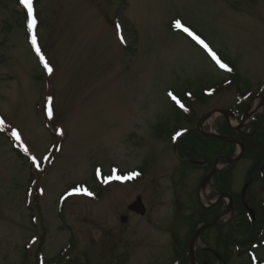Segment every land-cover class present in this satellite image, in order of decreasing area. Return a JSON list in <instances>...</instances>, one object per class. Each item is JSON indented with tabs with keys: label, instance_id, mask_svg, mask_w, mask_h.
<instances>
[{
	"label": "rangeland",
	"instance_id": "1",
	"mask_svg": "<svg viewBox=\"0 0 264 264\" xmlns=\"http://www.w3.org/2000/svg\"><path fill=\"white\" fill-rule=\"evenodd\" d=\"M32 7L34 29L22 0H0V264H171L176 245L182 250L196 229L204 173L184 166L180 174L183 150L169 132L197 135L200 143L182 139L209 160L225 149L201 139V131H225L217 111L237 101L246 113L262 102L264 0H32ZM186 95L189 120L171 105ZM262 107L244 127L242 116L229 119L251 137L240 138L247 153L225 177L237 202L247 185L245 204L255 214L264 203ZM203 188L204 196L214 191ZM137 197L147 206L142 218L128 209ZM248 222L239 207L200 246L218 252L221 264H264V243L239 245Z\"/></svg>",
	"mask_w": 264,
	"mask_h": 264
},
{
	"label": "flooded vegetation",
	"instance_id": "2",
	"mask_svg": "<svg viewBox=\"0 0 264 264\" xmlns=\"http://www.w3.org/2000/svg\"><path fill=\"white\" fill-rule=\"evenodd\" d=\"M237 107H238V104H237V101H236V103H235V105H233V107H231L229 110H226L228 112L227 113L228 119H229V117L233 118L234 116H236ZM219 110H221V109H219ZM224 122L229 126V122H228V120H225V118H224ZM241 131L240 132L234 131V133H231L229 137L231 139H236L238 133H239V135H241L243 137L250 136V134H247V133L241 132ZM219 142L222 143L223 145L224 144H226L228 146L232 145L229 141L219 140ZM229 149H230V147H228V149L224 150L221 154L214 156L213 157L214 159L212 158V159H209V160L205 159V155L204 154H196V155L192 154V158L191 159H190V157L180 156V154H177V156L179 157V160H180L179 163L181 164V169H182L180 174L182 173V171L184 169V166H191L192 168H195L197 170L203 171V173H204L203 176L205 177L208 174V172L213 170V168L215 167L216 161L218 159H220L221 157L228 156V153L231 152ZM201 151L199 150L197 153H199ZM234 166L235 165L233 164V167ZM231 167H232V165H231ZM227 170H229V168L225 169V171H227ZM218 173L219 172H217L215 175H213V177L211 178V180L209 182V187L214 189V191L208 193L209 195H212L213 193H218V194L221 193V191H217L215 183H214L216 181V176L218 175ZM196 191H197L196 192L197 193V202H198L197 209L199 210V215H198L199 218H197L194 221H192L193 227H192L191 232L193 231L194 228H197V225L200 226V225H204V224L207 223L205 221L206 216H209L208 221H214L217 218L221 217V215L223 214L225 208L227 207V203L226 202H218V203H215L214 206L206 207L204 204L200 203V200H199V198H200L199 197V192H200L199 186L196 188ZM226 193H229V191H227ZM229 194L232 195L231 193H229ZM236 202H237L236 198L233 197L232 211L236 210L237 208H239V205ZM142 203L147 208V206H146V204L144 203L143 200H142ZM242 203H244V207L247 209L248 207L245 204V202H242ZM257 215L258 214H256V217H257ZM137 216L140 217V215H137ZM142 217H144V216H141L140 218H142ZM140 222H143V220H141ZM208 230H206L205 232H203L199 236L197 242L195 243V246H193L194 247V252H193V256L192 257L197 262V264H221V256H220V254L218 252H216L214 249L212 250V249H208L206 247H201L200 246V242L203 241L202 238H203V236H205V233ZM196 231H197V229H194L193 234ZM146 234H147V232H146ZM137 238H142V237L139 236ZM154 246L155 245L153 244V247ZM174 246H175V244L173 245V247ZM178 246H179V250L173 252L174 260L171 262V264H191V259H190L191 241L187 242V245H184L182 250L180 248V243H179V245L177 244L175 248L178 249ZM187 255H188V257H187Z\"/></svg>",
	"mask_w": 264,
	"mask_h": 264
},
{
	"label": "trees",
	"instance_id": "3",
	"mask_svg": "<svg viewBox=\"0 0 264 264\" xmlns=\"http://www.w3.org/2000/svg\"><path fill=\"white\" fill-rule=\"evenodd\" d=\"M15 1L18 2L19 0H15ZM24 18L26 19V17H24ZM189 99H191V97L186 95V98L183 100L184 102L181 104V106H178V105H176L174 103L171 104L172 105V108L174 107V109L176 111H178L180 113V115L183 114L184 116L187 117V119H188V117H190L189 115H192V113H193L192 110H191V108H190V103H189L190 100ZM243 108H241V112H240L241 115H243L244 114L243 112L245 111V109H243ZM178 128H179V126H178ZM174 130L175 129H173L169 133H172V135H173V134H175L176 132H179V131L180 132H183L184 131V128H179V130L177 129L173 133ZM224 130L225 131H223V134L230 135L232 133V129L230 130L227 127ZM187 134L188 133H185V135L183 137H185ZM183 137L179 138L178 141L175 142V143H176V145L179 143L180 146H181V149L183 150L182 152L180 151V156L190 157V155L192 156V154H191V152L189 153V146H187L188 144H186L185 138L182 139ZM187 137L189 138V141H191V142L200 143L199 142L200 139L194 133L188 134ZM250 137L251 136H248L247 138H250ZM239 138H243V137L240 135ZM201 139L203 141H207L208 140L205 137H201ZM212 139L214 140V138H212ZM202 144H203V142H202ZM219 144L223 145L220 142H219ZM197 146H200V145L198 144ZM223 146L225 147L224 150H226V149H228V147H230L229 150L231 152L228 153V155H231L232 154L233 146L232 145L231 146H228L226 144H224ZM244 147H245V150H246L247 149V145H244ZM194 149L195 148H193L192 150L194 151ZM219 154H221V153H219ZM227 174H228L227 172L223 171L222 173H218V175L216 177V179H217L216 180L217 181L216 183H218V184L220 183L221 184V190H223V192L227 190L228 179H229V178L228 179L225 178V177L228 176ZM225 182L227 184L226 186H225ZM237 203L239 204L241 214L243 215L244 218L247 217V219L249 221L247 223V227H246V232L248 234V237L245 240L243 239L242 243H240L239 245H240V247L243 246V248H245L243 250L250 251L249 248L255 247V246L259 245V243H261L262 241H264V203H263L262 210L257 215L256 222H252V219L250 218L249 214L247 213V210L244 208L243 204L241 203V200L239 202H237ZM205 221H208V220H205ZM246 251H241V254L240 255L246 253Z\"/></svg>",
	"mask_w": 264,
	"mask_h": 264
},
{
	"label": "water",
	"instance_id": "4",
	"mask_svg": "<svg viewBox=\"0 0 264 264\" xmlns=\"http://www.w3.org/2000/svg\"><path fill=\"white\" fill-rule=\"evenodd\" d=\"M210 116H211V115H210ZM210 116H207V117L205 118V120H206L207 118H210ZM250 116H251V115H250ZM248 117H249V115H248ZM216 137L219 138V139H221V140H225V138H223V137H220V136H216ZM233 142L236 143V144H238V145L241 147V153H240V155H239L238 157L233 158V159H232V158H223V160H225L228 164H232V163H234V162L240 160V159L242 158V156H243V153H244L243 146L241 145V143H240V142H237V141H233ZM217 168H218V164H216V166L214 167L213 171H212V172H211V173H210V174L204 179V181H203V185H206V184L208 183V181L211 179V177L213 176V174L217 171ZM225 198H228L229 201H230V205H229V208H228V210H227L228 212H230L231 209H232V198H231L230 195H227V194H221V195L219 196V198H218V202L221 201L222 199H225ZM129 210L135 212L136 214H139L140 216H141V215H145V213H146V209H145L144 205L142 204L140 198H137V200H136V201L130 206ZM250 213H251V212H250ZM251 215H252V217L254 218L253 213H251ZM126 221H127L126 218H123V219H122V222H126ZM218 221H219V220H216V221L213 222V223H210V224L204 225V227H202L201 229H199V230L196 232V234L194 235L193 240H192V243L195 242V240L197 239V237L199 236V234H200L201 232H203L204 230H206L207 228H209L211 225H215V224H217Z\"/></svg>",
	"mask_w": 264,
	"mask_h": 264
},
{
	"label": "snow or ice",
	"instance_id": "5",
	"mask_svg": "<svg viewBox=\"0 0 264 264\" xmlns=\"http://www.w3.org/2000/svg\"><path fill=\"white\" fill-rule=\"evenodd\" d=\"M22 2L26 5V7H27V9H28V13H29V15L32 17L31 22H30V24H29V27L32 28V29H34V28H35V25H36V19H35V16H34V14H33L32 0H22ZM177 27H181V25L177 24ZM183 30L186 31V32L189 31L187 28H184ZM189 35H192V33L189 32ZM197 39H198V38H197ZM122 41H123V38H122ZM198 42L201 43V45H202L203 47L208 48V46H207L206 44H204L203 41L198 40ZM32 43H33V44L36 43V36H35V34L32 35ZM36 51H37V52L40 51L39 47H37ZM209 51H210V49H209ZM212 55H213V58L216 59V62L219 64V66H220L222 69H226V70H228V71H231V69L228 68V66H227L226 64L222 63V62L220 61V59H219L218 57H216L215 53H212ZM41 59L44 60V57L41 56ZM44 63H45V67H46L47 71H48L49 73H51V72H52V68L48 66L47 61H44ZM48 115H49V117H51V115H52V109H51V107L48 108ZM0 123H3V121H0ZM13 135L16 136V139H17V140L20 139L18 133H15V132H14ZM179 135H180V133H177V136H179ZM37 166H39V165H37ZM134 175H138V173H137V174H133V175H131V176H127V177H119V176H117L116 178H117V179H125V180H126V179H132V178L134 177ZM85 194H86V195H89V196L92 195V193L87 192V191H85Z\"/></svg>",
	"mask_w": 264,
	"mask_h": 264
}]
</instances>
